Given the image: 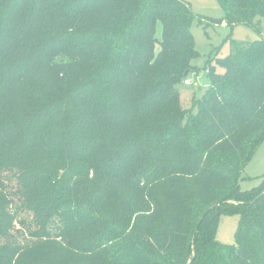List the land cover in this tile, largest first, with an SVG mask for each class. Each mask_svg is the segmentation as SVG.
I'll return each instance as SVG.
<instances>
[{
    "label": "trees",
    "instance_id": "obj_1",
    "mask_svg": "<svg viewBox=\"0 0 264 264\" xmlns=\"http://www.w3.org/2000/svg\"><path fill=\"white\" fill-rule=\"evenodd\" d=\"M219 1L259 31L264 0ZM201 20L184 0H0V264H264V179L241 189L264 38L231 40L186 108Z\"/></svg>",
    "mask_w": 264,
    "mask_h": 264
},
{
    "label": "rangeland",
    "instance_id": "obj_2",
    "mask_svg": "<svg viewBox=\"0 0 264 264\" xmlns=\"http://www.w3.org/2000/svg\"><path fill=\"white\" fill-rule=\"evenodd\" d=\"M188 2L194 14L201 18V23L196 22L193 25L192 33L196 42V48L200 56L194 61L198 67L196 72L187 76L191 81H197L199 87L180 85L182 104L186 108H191L193 98L200 97L209 87L210 78L206 71L208 62L216 67L219 74H224L225 69L217 64L218 58H225L231 53V40L238 42H253L264 38V19L260 23L259 31L247 26L239 25L230 27L226 20V12L219 0H184ZM221 22V23H218ZM163 24L157 25V37L162 38ZM157 52L160 45L157 44ZM212 61V63H210ZM93 176V175H91ZM91 178V177H90ZM264 179V143L258 149L256 155L246 166L241 180V189L251 191L262 185ZM9 190L15 191L17 187V177L8 179ZM17 200V199H16ZM19 219L30 221V214L22 210L19 211ZM240 222L239 215H224L219 222L217 232L218 240L225 245L236 244V233ZM16 230L26 231L25 227L18 221L14 224ZM15 230V231H16ZM15 231L13 233H15ZM28 232V231H27Z\"/></svg>",
    "mask_w": 264,
    "mask_h": 264
},
{
    "label": "built area",
    "instance_id": "obj_3",
    "mask_svg": "<svg viewBox=\"0 0 264 264\" xmlns=\"http://www.w3.org/2000/svg\"><path fill=\"white\" fill-rule=\"evenodd\" d=\"M184 84L187 86L199 87V83L197 81H191L189 79L185 80Z\"/></svg>",
    "mask_w": 264,
    "mask_h": 264
},
{
    "label": "water",
    "instance_id": "obj_4",
    "mask_svg": "<svg viewBox=\"0 0 264 264\" xmlns=\"http://www.w3.org/2000/svg\"><path fill=\"white\" fill-rule=\"evenodd\" d=\"M189 72H186L185 76H188Z\"/></svg>",
    "mask_w": 264,
    "mask_h": 264
}]
</instances>
